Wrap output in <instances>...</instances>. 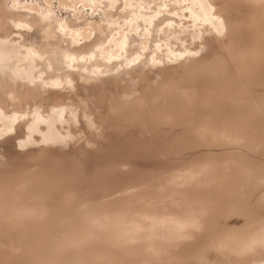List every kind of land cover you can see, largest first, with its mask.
<instances>
[{
	"label": "bare ground",
	"instance_id": "6f19581e",
	"mask_svg": "<svg viewBox=\"0 0 264 264\" xmlns=\"http://www.w3.org/2000/svg\"><path fill=\"white\" fill-rule=\"evenodd\" d=\"M8 136L0 264H264V0H0ZM141 137L195 152L80 193Z\"/></svg>",
	"mask_w": 264,
	"mask_h": 264
},
{
	"label": "rangeland",
	"instance_id": "374dc122",
	"mask_svg": "<svg viewBox=\"0 0 264 264\" xmlns=\"http://www.w3.org/2000/svg\"><path fill=\"white\" fill-rule=\"evenodd\" d=\"M214 47L215 42L209 39L207 42V48L209 50H212ZM144 134L145 140H147L148 134ZM19 135H22L21 132H19ZM161 135L162 134L160 133L157 136ZM140 139L143 140L142 137ZM15 141L16 139L14 136L0 138L1 166H7L9 162L15 159V156L19 155L20 151L16 146ZM112 145L117 147L112 149L113 154L117 153L119 150L121 151V154L119 156L113 157L114 160L118 162H126V159H128L130 165H124L118 169L106 170L101 173L94 171L93 169L95 164L102 162L106 148ZM144 145V140L143 143H139L138 145H130L129 141L114 142L109 140L107 142L100 143L97 148H86L82 152H72L76 150L77 145L71 146L70 149H66L65 153L68 156L73 157V159L76 161L75 170L84 175L85 181L96 186V188L91 191H87L86 188L88 187H86L82 189L80 193L89 199L103 196L104 193L105 195L109 194L113 183L115 181L118 182L122 180L126 171H131V173L139 175L140 177L153 176L156 174H151L152 171H157L158 173L162 170H166L169 167L175 165L174 162L177 163V161L183 158H188L195 152V149L193 150L175 148L173 150V153L164 148L160 149V145H154L148 149L143 148ZM143 149L146 150L144 151ZM199 150L202 151L203 148ZM157 152H159L160 154H158ZM131 153H135V155H132ZM137 153H139L140 155L138 156ZM106 161H109V159H107ZM133 167L136 168L133 169Z\"/></svg>",
	"mask_w": 264,
	"mask_h": 264
}]
</instances>
